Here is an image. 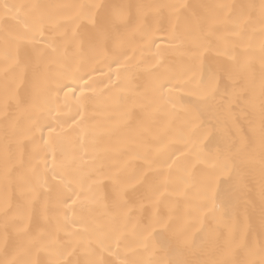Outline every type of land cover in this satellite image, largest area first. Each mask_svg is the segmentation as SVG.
Here are the masks:
<instances>
[{
    "label": "snow or ice",
    "instance_id": "6c2138e0",
    "mask_svg": "<svg viewBox=\"0 0 264 264\" xmlns=\"http://www.w3.org/2000/svg\"><path fill=\"white\" fill-rule=\"evenodd\" d=\"M137 49L149 87L92 107L97 65ZM0 125V264H264V0L0 3ZM256 173L258 206L218 204Z\"/></svg>",
    "mask_w": 264,
    "mask_h": 264
},
{
    "label": "bare ground",
    "instance_id": "6f19581e",
    "mask_svg": "<svg viewBox=\"0 0 264 264\" xmlns=\"http://www.w3.org/2000/svg\"><path fill=\"white\" fill-rule=\"evenodd\" d=\"M19 3L22 0H0V3ZM44 3H62L66 0H42ZM107 3L120 4L129 2V0H105ZM187 3L192 5L197 4H210L218 2V0H186ZM236 3L248 2V0H234ZM157 43H165L162 36L157 37ZM154 47V46H153ZM129 57H132L131 60L125 62L124 58H120V63L124 66L118 67L117 63L111 61H104L97 65L98 71L92 74L94 92H87L88 96L93 97L92 107L94 108H104L106 106H116L119 101V98L124 96L127 97L133 91L142 92L149 87L151 82V73L155 71L150 57L145 53V56L142 57L139 49L135 53L131 50L128 52ZM143 61V62H141ZM109 78L112 83L109 82ZM70 86L74 88L77 94L80 91V82L67 81ZM91 83V81H90ZM114 84H120L119 88L114 87ZM111 88L112 91L109 92L108 89ZM103 93V94H102ZM2 129V125H0ZM27 141L21 138V147L18 150L19 152L24 153V158L27 159L28 152ZM0 157H2V149H0ZM3 196V176L2 168H0V201H2ZM249 197L254 199L259 203V174L256 173L255 176L251 179L248 189L244 192H239L233 186L228 183H221L219 188V199L218 204L223 206L229 201H235L238 198ZM184 225L183 220L177 221V227H182ZM245 225V216L243 214V209L241 208L236 215L223 219L216 220L208 218L204 221L203 225L196 224L190 229V239L193 240L197 245H205L211 247L216 243L222 244L225 239L229 236V230H240ZM3 244V233L0 230V245Z\"/></svg>",
    "mask_w": 264,
    "mask_h": 264
}]
</instances>
